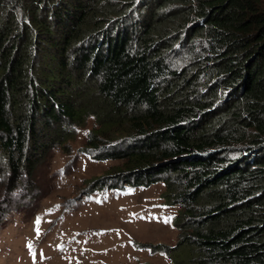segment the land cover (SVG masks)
Segmentation results:
<instances>
[{
  "label": "trees",
  "instance_id": "16d2710c",
  "mask_svg": "<svg viewBox=\"0 0 264 264\" xmlns=\"http://www.w3.org/2000/svg\"><path fill=\"white\" fill-rule=\"evenodd\" d=\"M88 122V192L162 181L173 264H264V0H0L8 187Z\"/></svg>",
  "mask_w": 264,
  "mask_h": 264
},
{
  "label": "rangeland",
  "instance_id": "374dc122",
  "mask_svg": "<svg viewBox=\"0 0 264 264\" xmlns=\"http://www.w3.org/2000/svg\"><path fill=\"white\" fill-rule=\"evenodd\" d=\"M90 127L48 150L34 178L22 171L8 187L0 164V264H173L160 248L178 240L179 207L162 181L88 192L119 164L81 153Z\"/></svg>",
  "mask_w": 264,
  "mask_h": 264
},
{
  "label": "snow or ice",
  "instance_id": "6c2138e0",
  "mask_svg": "<svg viewBox=\"0 0 264 264\" xmlns=\"http://www.w3.org/2000/svg\"><path fill=\"white\" fill-rule=\"evenodd\" d=\"M170 219V218H169ZM166 223L168 222V220L166 219V221H165Z\"/></svg>",
  "mask_w": 264,
  "mask_h": 264
}]
</instances>
